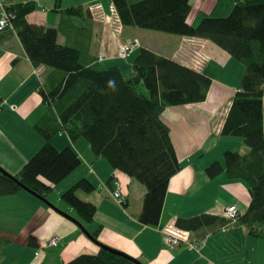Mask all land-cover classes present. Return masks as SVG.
I'll return each instance as SVG.
<instances>
[{
	"label": "trees",
	"instance_id": "trees-1",
	"mask_svg": "<svg viewBox=\"0 0 264 264\" xmlns=\"http://www.w3.org/2000/svg\"><path fill=\"white\" fill-rule=\"evenodd\" d=\"M110 1L122 28L206 40L243 66L220 136L240 139L247 150L225 151L222 163H210L205 174L209 179L224 174L230 181H242L249 193L248 207L233 223L201 214L178 218L175 226L197 232L235 223L246 229L248 237L264 239V0H235L226 17L204 18L196 27L188 23L190 0ZM35 9L34 2L5 8L12 15L11 29L0 31V44L5 31H12L34 68H50L39 87L46 110L33 127L44 143L17 175L0 174V197L23 191L16 180L47 199L54 186L81 165L72 147L58 150L50 144L55 136L66 134L71 142L85 140L96 159L142 185L146 193L138 221L158 226L168 184L180 170L170 128L161 115L169 107L204 102L211 79L145 48H137L131 57L134 75L125 78L118 67L105 68L94 54L100 31L97 27L94 32L88 7L58 10L56 27L29 24L26 17ZM94 190L88 180L80 179L60 196L83 224L93 221L96 206L77 194ZM100 229L91 234L95 240ZM8 243L0 239V263ZM28 246L38 248L34 237ZM133 260L100 248L96 255L82 254L63 264H134Z\"/></svg>",
	"mask_w": 264,
	"mask_h": 264
},
{
	"label": "crops",
	"instance_id": "crops-1",
	"mask_svg": "<svg viewBox=\"0 0 264 264\" xmlns=\"http://www.w3.org/2000/svg\"><path fill=\"white\" fill-rule=\"evenodd\" d=\"M25 2H34L36 6L35 11L26 17V21L31 25L44 27H56L59 19L57 11L73 7L64 5V0H0V18L8 6ZM68 2H81L70 4L92 9L95 15L94 32L97 27L100 31L94 54L98 58L103 56L101 64L105 68L118 67L125 78H131L134 75L131 62L121 64L124 60L116 58V42L109 32L111 27L97 17L99 13L104 17L109 14L112 9L111 1ZM234 3L235 0H190L188 23L196 27L204 18L226 17ZM97 4L100 8H95ZM112 19L116 20L112 29L122 30L121 43L136 39L140 48L173 59L209 77L211 87L204 102L169 107L161 115L170 128L180 170L168 184L158 226H145L138 221L145 188L126 175L112 171L103 159H96L83 139L71 142L66 134L55 136L53 139L56 142L52 141V145L58 150L72 147L80 158L81 165H84L83 168L80 165L57 185L54 201L47 199L56 207L58 204L59 210L79 221L69 209L60 206V196L78 180L86 179L91 183L88 176H94L96 185L91 184L95 190L85 194V200L96 206V213L91 223L79 222L90 234L101 227L96 239L98 244L117 250L141 264H264V239L248 237L246 229L235 223L222 229L204 228L197 232L180 230L175 226L178 218L187 219L201 214L223 217V211L230 205H235L240 214H243L248 207L249 193L242 181H230L224 174L209 179L205 174L210 163H222L225 151H234L229 149L231 144L239 145L235 149L242 152L247 150L242 141L233 142L232 138L220 136L232 97L239 89L243 66L209 41L194 39L201 41L207 55L206 59L198 60L193 57V60L190 58V41H186L188 38L168 34L151 38L145 30L122 28L115 16ZM5 32L6 36L0 44V167L15 176L44 143L38 134L34 136L36 131L33 127L46 110L39 87L50 68H34L16 34L12 31ZM62 41L60 36L58 42ZM228 67L235 68L238 72L236 81L232 83L216 77H221ZM215 123H219L217 128ZM89 168L94 171V175L89 173ZM115 180L120 184V191L126 202L124 206L111 198ZM101 184H108L109 187L101 189ZM166 233L183 237L180 246L172 249L167 247ZM17 237L20 252L12 256V262H6V250L12 247ZM30 237L36 239L38 247L41 244L47 250L41 260L36 258V254L41 252L38 250L35 257L33 252V257L29 260L26 258L23 262L19 258L25 254L30 255ZM5 238H9V243L4 248V259L0 264H46L52 259H56V264H63L82 254L96 255L100 249L72 221L24 191L0 197V239L6 240ZM51 238L60 240L61 245L48 248L47 243ZM187 242L196 243L198 249L188 250Z\"/></svg>",
	"mask_w": 264,
	"mask_h": 264
},
{
	"label": "rangeland",
	"instance_id": "rangeland-1",
	"mask_svg": "<svg viewBox=\"0 0 264 264\" xmlns=\"http://www.w3.org/2000/svg\"><path fill=\"white\" fill-rule=\"evenodd\" d=\"M69 0H64V5H73V6H76L75 4H70V3H77V4H80L81 2H68ZM75 1H77V0H75ZM95 8H100V6H99V4H97L96 6H95ZM113 13V14H112ZM108 14V13H107ZM101 15V13H99L98 14V16L97 17H99L100 18V20L102 21V22H104L106 25L108 24V25H110V27H111V29H112V27H114V24L116 23V20H113L112 19V16H115V13H114V11H113V7H112V9H110L109 10V14L106 16V17H104L103 15L102 16H100ZM95 16V15H94ZM118 22V21H117ZM118 25H119V23H118ZM111 29H109V32L112 34V37H113V39L115 40V42H116V54H115V56H116V58H118L119 60H124L123 62H120L121 64H123V63H130L131 62V57L136 53V51L140 48V44H139V47H138V49H137V47H136V43L135 42H131L130 43V45H133L134 46V48H132V51L130 52V54H129V56H130V59H128V57H125V58H121L120 56H119V48H120V38H121V32H122V30L119 28V30H116L115 28H113L112 30ZM144 32H146V33H148V34H150V37L151 38H153L154 36H156V35H164V36H168L167 34H164V33H159V32H152V31H144ZM136 40V39H135ZM135 40H133V41H135ZM129 41V40H128ZM131 41V40H130ZM137 42H139L138 40H136ZM186 41H190L189 42V45H190V48H191V50H190V58L191 59H193V60H195V59H198V60H203V59H206V52H205V50L203 49L204 47H203V45H201V41L200 40H194V39H186ZM127 42V41H126ZM152 43L155 45V42L154 41H152ZM185 43V42H184ZM184 43H182V46L184 45ZM124 44V43H123ZM125 45V44H124ZM179 48H180V46H179ZM154 49H156V46H154ZM204 56V57H203ZM99 57H101V58H99V59H101V61L103 60V56L102 55H100ZM195 59H194V58ZM234 64H237V66H239L238 65V63H234ZM241 68V67H240ZM225 74V75H224ZM223 75H224V77H223V75L221 76V77H219V75L217 76L216 75V77H217V79H219V80H221V81H230L231 83L232 82H234V81H236V77H237V74H238V72H237V70L235 69V68H229L228 67V69H226V71H225V73H224ZM225 76H228V78L227 77H225ZM219 77V78H218ZM240 81H241V78H240ZM219 118V117H218ZM220 119V118H219ZM217 123H215V125H216ZM214 125V126H215ZM218 125H219V123H218ZM218 125H216L215 127L217 128L218 127ZM35 135L34 136H36V132L34 133ZM56 140H59L60 141V139H58V137H56ZM234 141L233 142H241L240 141V139H233ZM52 141H55L54 139L52 140ZM52 141L50 142V144L52 145ZM56 142V141H55ZM85 144H86V141L84 140L83 141ZM87 145V144H86ZM232 146H230V150H238V149H235L237 146H239V145H234V144H231ZM53 146V145H52ZM88 146V145H87ZM54 147V146H53ZM238 151H240V150H238ZM244 152V151H243ZM83 165L84 164H82L81 165V167L80 168H83ZM1 168V167H0ZM2 169V168H1ZM3 170V169H2ZM84 170H85V167H84ZM89 170H90V168H89ZM92 170V169H91ZM5 171V170H4ZM93 171V170H92ZM6 172V171H5ZM6 173H8V172H6ZM89 173H90V171H89ZM9 175H11V176H14V175H12V174H10V173H8ZM90 174H93L94 175V171L92 172V173H90ZM89 177V179L91 180V183L95 186L96 185V181H95V177L94 176H88ZM59 186V185H58ZM101 189H103L102 187H101ZM56 192H57V186L56 187H54V191L48 196V198H49V200L50 201H52L53 200V196L56 194ZM85 193H82V192H79L78 194H77V197L81 200V201H84V202H86V200H85ZM54 201V200H53ZM51 203V202H50ZM53 205V204H52ZM57 206L59 207V205L57 204ZM60 206H63L62 208H64V209H69L70 211H71V213L74 215V216H76V212L72 209V208H70V207H68L65 203H63L62 201L60 202ZM56 207V206H55ZM58 207H56L57 209H59ZM61 211V210H60ZM6 240H9V238H5ZM18 241H19V237H17L16 239H14V243H13V245H11L12 247H9L7 250H6V256H7V259H6V262H12L13 261V257L12 256H14V255H17L19 252H20V245L18 244ZM263 247H264V242H263ZM38 250H40L41 251V253L42 254H39L38 256H36V258H38V261H39V259L41 260L42 259V255L44 254V253H46V247H43L41 244H40V246L37 248V249H32V248H30V255H27V254H25V255H23L22 257H20L19 259L20 260H22L23 262L24 261H26V258L29 260V259H31L32 257H33V252H34V257H35V252L36 251H38ZM28 256V257H27ZM37 261V262H38ZM46 264H56V259H52V260H50V261H48Z\"/></svg>",
	"mask_w": 264,
	"mask_h": 264
},
{
	"label": "built area",
	"instance_id": "built-area-1",
	"mask_svg": "<svg viewBox=\"0 0 264 264\" xmlns=\"http://www.w3.org/2000/svg\"><path fill=\"white\" fill-rule=\"evenodd\" d=\"M90 11L92 12V15H94V13H93L91 8H90ZM11 17H12V15H8L6 13V11H4L3 15L0 18V31H3L6 28H10L11 29L10 23H9ZM131 42H135L136 43V47L137 46L139 47V43L136 40L135 41L131 40V41L124 42L125 45L123 43H120V48H119L118 52H119V56L121 58L128 57L130 52L132 51V48H134L133 45H130ZM89 171H90V173L93 172L91 169ZM114 186H115L114 190L111 191V198L117 204H119L121 206H124V204L126 202H125L124 197L121 194L119 182L115 181ZM101 187L106 189V186L103 185V184H101ZM222 216L227 221L233 223V222H235L237 220V218L239 216V211H238V209H237V207L235 205H230V206L225 208V210L222 213ZM183 239L184 238L181 237V236H175V235H172L170 233H166V235H165V245L167 247L171 248V249L172 248H176V247L180 246V244L182 243ZM186 244H187L188 250H190V251H195V250L198 249V245L196 243L187 242ZM60 245H61L60 240H57L55 238H51L48 241V243H47V247L48 248H50V247H59ZM40 253L41 252H38L36 255L38 256Z\"/></svg>",
	"mask_w": 264,
	"mask_h": 264
},
{
	"label": "water",
	"instance_id": "water-1",
	"mask_svg": "<svg viewBox=\"0 0 264 264\" xmlns=\"http://www.w3.org/2000/svg\"><path fill=\"white\" fill-rule=\"evenodd\" d=\"M0 174H3V175H6L7 173L2 170L0 168ZM18 185L19 187L26 193L30 194L32 197L36 198L37 200L41 201L42 203H44L48 208L52 209L53 211H55L56 213H58L59 215L63 216L64 218L72 221L78 228L79 230L81 231V233L90 241L94 242L95 244H97L100 248H103V249H107L109 251H111L112 253L116 254V255H123L122 253H120L119 251L117 250H114V249H111V248H108L104 245H101V244H98V241L95 240L93 238V236L84 228V226L79 222L77 221L76 219L70 217L68 214L60 211L59 209H57L54 205H52L50 202H48L45 198L43 197H40L38 195H36L35 193L31 192L30 190H28L27 188H25L24 186H22L21 184H19L16 180H14ZM134 261V264H141L140 262H138L137 260H133Z\"/></svg>",
	"mask_w": 264,
	"mask_h": 264
},
{
	"label": "bare ground",
	"instance_id": "bare-ground-1",
	"mask_svg": "<svg viewBox=\"0 0 264 264\" xmlns=\"http://www.w3.org/2000/svg\"><path fill=\"white\" fill-rule=\"evenodd\" d=\"M170 60H171V59H170ZM172 60H173V59H172ZM173 61H174V60H173ZM54 187H56V186H54ZM53 191H54V188H53ZM53 191H52V192H53ZM45 199H46V198H45ZM46 200L49 202V200H48V199H46Z\"/></svg>",
	"mask_w": 264,
	"mask_h": 264
},
{
	"label": "clouds",
	"instance_id": "clouds-1",
	"mask_svg": "<svg viewBox=\"0 0 264 264\" xmlns=\"http://www.w3.org/2000/svg\"><path fill=\"white\" fill-rule=\"evenodd\" d=\"M111 84H114V81H110Z\"/></svg>",
	"mask_w": 264,
	"mask_h": 264
}]
</instances>
